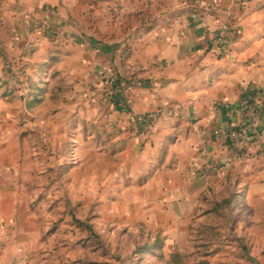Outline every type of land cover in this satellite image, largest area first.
I'll return each mask as SVG.
<instances>
[{
	"label": "crops",
	"instance_id": "obj_1",
	"mask_svg": "<svg viewBox=\"0 0 264 264\" xmlns=\"http://www.w3.org/2000/svg\"><path fill=\"white\" fill-rule=\"evenodd\" d=\"M218 1L225 54L212 0L2 1L21 83L5 92L0 57V264H162L133 253L156 236L164 261L192 264L208 202L230 193L243 208L200 258L248 264L242 238L264 264V110L231 135L242 90L264 86V0ZM102 68L132 83V114L161 112L146 134L104 97Z\"/></svg>",
	"mask_w": 264,
	"mask_h": 264
},
{
	"label": "trees",
	"instance_id": "obj_2",
	"mask_svg": "<svg viewBox=\"0 0 264 264\" xmlns=\"http://www.w3.org/2000/svg\"><path fill=\"white\" fill-rule=\"evenodd\" d=\"M3 0H0V26L1 19L3 16V12L1 10V4ZM0 57L3 61L2 71L4 74V79L1 82V87L5 89V92H13L18 87L17 84L21 83L19 79L18 70L16 69L15 62L8 58L6 49L3 45V41L0 40ZM119 78V77H118ZM121 79V78H119ZM127 83L132 87L131 82L128 79H125ZM264 97V86L260 85H251L249 84L246 88L242 90V98L241 101L246 100V104L248 109H251L256 116H261L264 110V104H256L255 98L258 96ZM113 102L116 104H120V109L128 112L130 110V105L127 104L125 98L122 96L111 98ZM240 105V103H239ZM237 106V108L239 107ZM147 114H143V118H145ZM244 118L245 115H244ZM93 127L94 137L95 139L103 145H106V150L109 153H114L111 147L109 148V135L106 132L105 126ZM129 129H135L139 133L146 134L147 131H143V127L140 126L139 121L135 123L129 124ZM242 126H237L235 130L240 131ZM208 210L207 212L211 215V221L203 222L195 228L196 240L198 243L195 244L196 251L194 253V260L192 264H208L207 260L200 257H205L214 253L217 249H219V244L222 240H224L227 236L225 230H231L233 223L236 219V214L234 213V209L237 207V201L235 199V194L230 193L228 196L222 197L219 200H211L208 202ZM75 224L80 227L87 228V224L81 220L73 219ZM220 227V229H218ZM90 230V229H89ZM92 233V231L90 230ZM225 236V238L223 237ZM238 244L240 246L241 253L238 254V257H246L248 264H258L256 260L249 254V249L245 244H242V238H237ZM215 246L212 247V245ZM218 244V245H217ZM163 248V239L159 236H156L153 242L142 243L134 249V254H149L153 253L160 261H163L162 264H168L169 260L164 261V256L162 252ZM179 264V262H174V264ZM183 264V263H182Z\"/></svg>",
	"mask_w": 264,
	"mask_h": 264
},
{
	"label": "built area",
	"instance_id": "obj_3",
	"mask_svg": "<svg viewBox=\"0 0 264 264\" xmlns=\"http://www.w3.org/2000/svg\"><path fill=\"white\" fill-rule=\"evenodd\" d=\"M211 10L213 11L214 20L216 23V29L214 33L216 51L218 54L228 53L230 45L233 41L232 35L235 33L234 32L235 30L232 27L231 22L219 13L218 0H212ZM192 17H195V14H192ZM102 76H103L104 88H105L104 97L113 98V97L122 96L123 98H125L127 104L130 105L129 95H130L131 86L127 83V81L124 79H119L108 68H102ZM255 103L264 104V97L262 95L256 97ZM120 104L121 103H118V105ZM170 109L177 110V107ZM247 111H248V106L246 104V100H243L240 102V105L238 107V114L240 117V121L237 124V126H243L246 123V118H244V115L246 117ZM160 113H161L160 111H154L147 114L145 118H143V115H134L130 112V110L127 112L129 116L128 118L129 122L135 123L136 121H139L140 126L143 127V131H147L152 126V124L154 123V121L156 120V118L159 116ZM231 135L233 137H237L239 135V131L233 130ZM4 233L8 234L7 231H4ZM4 245H5V241L2 238H0V248L4 247Z\"/></svg>",
	"mask_w": 264,
	"mask_h": 264
},
{
	"label": "rangeland",
	"instance_id": "obj_4",
	"mask_svg": "<svg viewBox=\"0 0 264 264\" xmlns=\"http://www.w3.org/2000/svg\"><path fill=\"white\" fill-rule=\"evenodd\" d=\"M242 206H243V205H242V201H241V202H239V204L237 205V208H243Z\"/></svg>",
	"mask_w": 264,
	"mask_h": 264
}]
</instances>
